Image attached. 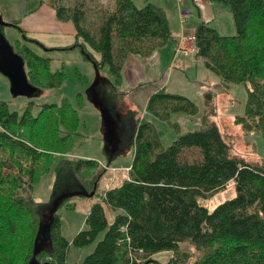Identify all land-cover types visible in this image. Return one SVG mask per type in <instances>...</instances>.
Returning a JSON list of instances; mask_svg holds the SVG:
<instances>
[{
	"label": "trees",
	"instance_id": "trees-1",
	"mask_svg": "<svg viewBox=\"0 0 264 264\" xmlns=\"http://www.w3.org/2000/svg\"><path fill=\"white\" fill-rule=\"evenodd\" d=\"M143 1L145 5L138 7L135 0H115V9L94 21L88 10L99 0H76L73 7L52 0L57 17L74 23L77 39L71 46L48 50L81 51L111 101H104L110 112L105 129L122 125L123 141L135 144L128 176L106 189L105 205L92 206L85 227L73 239L75 246L84 247L104 233L82 264H148L164 251L178 254L170 264H188L189 255L182 251L185 242L200 252L191 264H264V161L255 164L231 155V144L215 121L214 91L204 93L199 127L179 133L170 145L163 143L153 122L141 119L138 107L128 108L118 125L111 112L129 95L122 72L128 54L150 56L173 38L166 12ZM215 1L230 5L237 32L225 35L200 23L196 56L225 83L245 84V113L236 122L247 133L264 136V0ZM15 24L23 39L16 40L14 50L25 61L29 82L38 90L62 86L65 71H53L51 58L28 43L47 47ZM147 111L170 122L172 114L197 115L199 107L184 95L160 91L151 96ZM78 127V113L66 99L42 105L36 115L31 103L19 115L0 100V264H28L33 255L46 206L32 191L42 175L54 169L52 196L67 195L60 205L72 195L98 193L104 172H97L99 161L66 155ZM106 147L112 155L120 151L118 144ZM230 181L236 182L234 198L213 210L201 203V197ZM106 208L116 213L112 223ZM50 216L49 241L38 257L68 264L70 242L61 233L57 210Z\"/></svg>",
	"mask_w": 264,
	"mask_h": 264
},
{
	"label": "rangeland",
	"instance_id": "rangeland-1",
	"mask_svg": "<svg viewBox=\"0 0 264 264\" xmlns=\"http://www.w3.org/2000/svg\"><path fill=\"white\" fill-rule=\"evenodd\" d=\"M151 1L157 5V2H160L161 5L159 6L169 14L173 12L172 5L176 7L177 2V0H149V2ZM61 2L71 7L76 4V0H72L70 3L69 0H63ZM221 3L224 7L221 16V32L225 35H235L237 31L231 7L229 4ZM135 4L138 7H143L145 2L143 0H135ZM92 5L94 8L91 7L88 10L89 19L97 21L100 15L115 9V0H99V3H95L96 6L94 4ZM0 7L3 11V14L0 13V24H5L3 26L0 25V32L16 48V40L23 39L22 33L19 27L13 24L11 26L6 25V19L4 18H7V21L12 20L13 17L11 16L21 10V6L18 0H0ZM29 44L38 54L51 58V68L53 71H65L66 78L63 85L58 88L39 89L33 94L16 95L12 91L9 78L0 71V100L6 101L9 108L12 111H17L19 115H22L31 103L33 114L36 115L42 105L47 103L61 104L66 99L71 107L77 111L79 116V133L74 136L71 153L66 155L72 158L96 159L99 161L97 172L104 171L99 181L97 194L91 196L83 195L82 193L72 195L67 199V203L63 205L57 206L55 202L56 198L52 196L54 169L42 175L32 191L35 199L46 206L43 212V221L47 220L48 212L54 208L60 216L61 233L70 242L67 263L82 264L86 256L95 250L96 245L102 239L104 233H101L94 242L84 247L75 246L73 239L85 227V221L92 206L97 202H102L105 205L102 195L106 189L110 186L121 184L128 176L126 168L131 166L133 162L135 144L134 142L129 144L123 141L125 132L123 135L121 134L123 130L122 125L120 128L117 126L114 131L116 140L110 138L108 129L104 127L102 109L97 103V100L102 98L104 101H107L106 103H111L105 96L107 89L105 85L97 84L95 86L96 90H93L92 85L96 81L97 71L90 62L82 59L80 50L74 51V54H72V51L63 50L46 51L36 44ZM199 67L202 70L201 76L197 74L195 69L188 71L187 74L193 80H201L204 83L207 80L208 86L211 85V90L216 93L217 100H221L220 103H217V101L215 103L217 109L215 121L223 135L231 144V155L243 157L247 161L255 164H261L264 161V136L255 131L247 133L242 125L236 122V118L245 113L248 96L245 84L229 85L221 80L222 78L218 74L207 68L205 64L199 63ZM95 92L98 94L97 96H95ZM227 99H231L232 101L228 102ZM129 107L133 108L136 106L128 95V97H124L114 107V110L112 109L113 116L117 118V125L122 114ZM153 120L160 138L165 145H170L177 138L178 133L181 132V129L171 126L170 122L157 118ZM113 144L120 146V151L115 155L108 152L106 147V145ZM111 169H116V171H112ZM236 194V182L230 181L225 187L217 189L206 197H201L199 200L204 206L213 210L219 204L234 198ZM106 210L109 221L112 223L116 213L109 208H106ZM182 251L187 252L189 255L187 259L188 264H191L200 256V252L189 242H185L182 245ZM177 257L178 254L173 251H164L154 254L148 264H170L172 258Z\"/></svg>",
	"mask_w": 264,
	"mask_h": 264
},
{
	"label": "crops",
	"instance_id": "crops-1",
	"mask_svg": "<svg viewBox=\"0 0 264 264\" xmlns=\"http://www.w3.org/2000/svg\"><path fill=\"white\" fill-rule=\"evenodd\" d=\"M18 2L21 10L11 16L13 17L12 20L7 21V18H4L6 19V25L11 26L13 24L16 26L14 23H18V26L24 30L27 37L38 40L47 48H43L34 42L29 43L36 44L46 51H53L48 50L49 48L68 47L75 43L77 29L74 23L60 20L57 17L52 0H18ZM151 3L154 4L152 1ZM157 3L158 5H154L163 9L159 6L161 5L160 2ZM179 3L183 8L189 9L191 13L189 21L184 25L186 33H195L197 26L202 22L216 27L220 32L222 31L221 16L224 7L221 2L215 0H177L176 7L172 5L173 12H170V14L166 13L173 38L165 46L157 49L153 55L142 56L129 53L122 72L131 101L141 111V119L145 117L155 124L153 119L157 117L147 111V106L151 96L160 91L181 94L195 102L199 107L197 115L184 112L171 115V126L181 129V132L184 133L199 127L205 108L204 93L207 90H213L210 88L212 87L211 85L208 86L207 80H205V83L201 80H193L187 74L188 71L195 69L197 74L201 76L202 70L199 67V63L204 64L202 59L197 56H186L184 54L175 57L178 39L174 35L181 30L178 12ZM32 8L34 9L32 10ZM0 13L3 14L1 7ZM76 50L79 49L63 51H72V54H74ZM80 56L85 61L81 51ZM216 101L220 103L221 100H217L216 97ZM227 101L231 102L232 100L227 99ZM136 107L133 108L135 109Z\"/></svg>",
	"mask_w": 264,
	"mask_h": 264
},
{
	"label": "water",
	"instance_id": "water-1",
	"mask_svg": "<svg viewBox=\"0 0 264 264\" xmlns=\"http://www.w3.org/2000/svg\"><path fill=\"white\" fill-rule=\"evenodd\" d=\"M0 71L3 72L9 78L11 82V88L14 94L26 95V94H33L38 91V89L35 86H33L28 80L24 59L15 52L14 47L7 41V39L1 32H0ZM97 84H99L98 77L96 78V81L92 85L94 91L96 90L95 86ZM97 95L98 94H96L95 92V96ZM97 103L98 106L102 109L103 118H104L103 122L105 125L106 119L109 118L110 116V112L106 108L103 98L97 100ZM107 129L109 131L110 138L111 139L114 138V140H116V137L114 135L115 126L108 125ZM66 196H61L59 198H56L55 202L57 203V206L60 205V202ZM54 211H56L55 208L49 211L47 220H44L42 223L41 231L39 232L36 247L34 249L32 257L28 261V264H55L51 261L43 262L38 257L39 251L49 241L48 230L52 218V216H50V213Z\"/></svg>",
	"mask_w": 264,
	"mask_h": 264
},
{
	"label": "built area",
	"instance_id": "built-area-1",
	"mask_svg": "<svg viewBox=\"0 0 264 264\" xmlns=\"http://www.w3.org/2000/svg\"><path fill=\"white\" fill-rule=\"evenodd\" d=\"M178 12H179L181 30L174 35L178 39V44L176 46V51H175V57H178L180 54L195 57L197 54L196 35L195 33L191 34V33H186L184 31V25L187 22L188 18L191 16L190 10L187 8H183L179 3ZM155 51L151 55H153ZM103 165L106 167L105 164ZM111 170L116 171V169H111ZM126 170L129 172L130 167H127Z\"/></svg>",
	"mask_w": 264,
	"mask_h": 264
}]
</instances>
